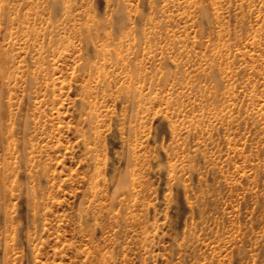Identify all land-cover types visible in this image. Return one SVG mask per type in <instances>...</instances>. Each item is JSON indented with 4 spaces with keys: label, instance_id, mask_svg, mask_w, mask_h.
I'll list each match as a JSON object with an SVG mask.
<instances>
[{
    "label": "rangeland",
    "instance_id": "obj_1",
    "mask_svg": "<svg viewBox=\"0 0 264 264\" xmlns=\"http://www.w3.org/2000/svg\"><path fill=\"white\" fill-rule=\"evenodd\" d=\"M0 264H264V0H0Z\"/></svg>",
    "mask_w": 264,
    "mask_h": 264
},
{
    "label": "bare ground",
    "instance_id": "obj_2",
    "mask_svg": "<svg viewBox=\"0 0 264 264\" xmlns=\"http://www.w3.org/2000/svg\"><path fill=\"white\" fill-rule=\"evenodd\" d=\"M5 4V3H4ZM6 5V4H5Z\"/></svg>",
    "mask_w": 264,
    "mask_h": 264
}]
</instances>
